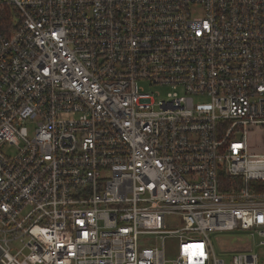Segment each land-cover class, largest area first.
Instances as JSON below:
<instances>
[{"label": "built area", "instance_id": "built-area-1", "mask_svg": "<svg viewBox=\"0 0 264 264\" xmlns=\"http://www.w3.org/2000/svg\"><path fill=\"white\" fill-rule=\"evenodd\" d=\"M5 7L0 264H264V0Z\"/></svg>", "mask_w": 264, "mask_h": 264}, {"label": "rangeland", "instance_id": "rangeland-1", "mask_svg": "<svg viewBox=\"0 0 264 264\" xmlns=\"http://www.w3.org/2000/svg\"><path fill=\"white\" fill-rule=\"evenodd\" d=\"M197 101L205 102L207 99H197ZM5 151L8 153H12L13 150L9 147L4 148ZM178 225V221L176 219L169 220V226L171 229H175ZM211 241L213 245V249L215 254L220 258H225L229 260L230 256L234 252L239 251H249V250H256V241L246 233H241L239 235H233L232 233H221V234H211ZM142 246H146L145 242L141 243ZM166 247L169 250L172 249L171 240H167L165 242Z\"/></svg>", "mask_w": 264, "mask_h": 264}, {"label": "trees", "instance_id": "trees-1", "mask_svg": "<svg viewBox=\"0 0 264 264\" xmlns=\"http://www.w3.org/2000/svg\"><path fill=\"white\" fill-rule=\"evenodd\" d=\"M16 17L15 10L5 7L0 8V28L1 29H7V25H11V20Z\"/></svg>", "mask_w": 264, "mask_h": 264}]
</instances>
